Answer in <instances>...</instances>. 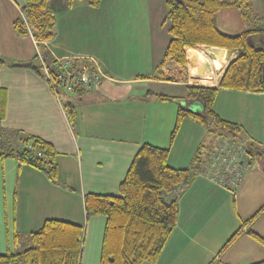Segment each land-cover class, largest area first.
<instances>
[{
    "label": "crops",
    "instance_id": "obj_1",
    "mask_svg": "<svg viewBox=\"0 0 264 264\" xmlns=\"http://www.w3.org/2000/svg\"><path fill=\"white\" fill-rule=\"evenodd\" d=\"M110 1L111 13L129 7L128 0H124V8L120 0ZM86 3L88 0H74L68 7L66 0H50L54 36L37 41L31 33L18 35L13 28V21L24 16L22 8L26 1L0 0V154L20 148L23 138L33 135L52 144L58 168L57 182L53 183L43 171L19 164L11 156L0 157V254L19 249V238H27L45 219L60 218L84 226L79 264H99L106 218L103 215L86 218L83 197L86 193L118 195L119 183L139 146L148 143L170 149V166L194 172L193 180L169 197L178 199V216L156 264L264 261V92L220 88L214 110L222 119L236 123L239 132H207L198 122L184 119L171 142L178 106L202 111L199 102L186 99L185 85L217 87L236 52L206 45L184 47L185 68L171 58L163 67L156 68L168 41L162 38L164 43L156 59L146 62V66L135 64L122 68L103 53L97 58L75 47L68 48L74 38L72 33L83 30L85 22L80 17L96 13L86 11ZM261 6L263 9V1ZM146 9L148 12H144L149 15V5ZM225 10L216 15L223 32L237 34L264 24L263 10L259 17L261 24L254 27L243 24L250 18V11L240 18L236 10L239 18L233 20L228 14L219 17ZM144 12L138 9L130 15L138 18L145 16ZM162 19L155 23V31L145 43H140V48H155L154 40H159L157 33L164 27ZM135 23L137 29H145L143 24L147 20ZM188 50L195 51L191 69ZM38 52L47 64L54 57L76 56L84 62L83 57H92L106 78L93 90L63 91L56 97L44 76L30 67L14 65L36 62ZM154 94L174 96L176 100L162 101ZM224 136L246 141L247 149L253 154L244 178L233 191L202 174L206 154ZM260 208L258 217L248 223ZM246 223V231L241 230L225 246L232 234ZM251 231L263 241L252 237Z\"/></svg>",
    "mask_w": 264,
    "mask_h": 264
},
{
    "label": "trees",
    "instance_id": "obj_2",
    "mask_svg": "<svg viewBox=\"0 0 264 264\" xmlns=\"http://www.w3.org/2000/svg\"><path fill=\"white\" fill-rule=\"evenodd\" d=\"M25 1L22 8L24 16L13 21L16 34L31 33L37 41L52 39L55 19L48 6L50 0ZM262 1L264 11V0ZM164 2L166 11L161 24L166 25L168 41L156 68L163 67L169 58L185 68L187 60L184 47L206 45L236 52L217 87L185 85L186 99L199 102L202 111H192L179 105L171 142L184 119L198 122L207 132H239V126L219 117L213 106L220 88L264 92V24L230 34L219 29L216 15L222 10L233 8L240 18H244L251 9V0ZM73 3L74 0H66L68 7ZM100 3L101 0H88L92 7H98ZM37 58L36 56V62L34 60L14 65L30 67L44 76ZM154 96L162 101L176 100L174 96L166 94ZM169 150L141 143L119 183L118 195H84L85 217L103 215L106 218L99 264H156L178 216V199L169 197L173 191L194 178V172L189 168H175L168 164ZM247 151L253 159L252 152L249 149ZM6 156L15 158L19 164L25 163L43 171L51 182H57L58 168L50 142L26 135L20 148L0 154L1 158ZM262 208L248 219V223L258 217ZM243 226H247V223L232 234L225 246L238 236ZM250 235L263 241L255 232L251 231ZM83 236L84 226L81 224L60 218L45 219L40 227L28 233V246L0 254V264H79ZM15 237L16 233V243ZM254 264H264V261Z\"/></svg>",
    "mask_w": 264,
    "mask_h": 264
},
{
    "label": "rangeland",
    "instance_id": "obj_3",
    "mask_svg": "<svg viewBox=\"0 0 264 264\" xmlns=\"http://www.w3.org/2000/svg\"><path fill=\"white\" fill-rule=\"evenodd\" d=\"M120 3L122 8L126 7L124 0H120ZM132 3L133 10L131 8ZM126 4H129V7L122 9L123 11L111 13L109 9L113 8V6L110 0H104L98 7H92L86 3L84 9L86 11L95 10L96 13L95 15L92 14L91 17L87 16L88 13L80 17V19H84L83 22H85L83 30H77L72 33L74 38L68 43V48L75 47V49L77 48L76 50L90 53L89 55L97 58H99L100 53H103L104 57L111 60V62H117L118 66L122 68L128 66L131 68L134 67L135 64L146 66V62H151V59H156V53L164 43L162 38H168L167 32L164 31L166 25H164L163 29L160 28L161 30L158 31L157 35L159 36V40H154V49L151 50V48H146V46L140 48L139 45L142 42L145 43V40L151 37L153 34L152 31L156 29L155 23L162 19L165 11L164 0H128ZM147 5L150 7L149 15L146 13L148 12L146 9ZM261 5L262 0H251V9L250 12H248L250 18L243 23L246 27H254L261 24L259 19L263 10ZM138 9H142V12L146 10V12H144L145 16L139 15L138 18H133L130 12L132 13L134 10ZM224 14H228L233 20L239 18L235 9H227L220 13L219 17ZM137 19L140 23L146 19L147 23L143 25L147 29H137L135 23V21H138ZM130 21H133L134 24H129ZM155 34L154 32V35ZM136 42L138 44H136ZM192 52L195 51L188 50V57L191 61L190 69L192 68ZM195 70H197L196 66ZM58 91L61 94L63 93V90L60 88H58ZM178 140L179 138L177 136L176 142H179ZM26 246H28V238L20 237L18 248L23 249Z\"/></svg>",
    "mask_w": 264,
    "mask_h": 264
},
{
    "label": "built area",
    "instance_id": "obj_4",
    "mask_svg": "<svg viewBox=\"0 0 264 264\" xmlns=\"http://www.w3.org/2000/svg\"><path fill=\"white\" fill-rule=\"evenodd\" d=\"M44 77L54 95L58 97V88L67 93L87 92L97 88L106 75L92 57L76 56L54 57L47 64L37 53ZM246 141L236 138L220 137L217 144L206 154L202 174L229 191H233L242 181L252 157L247 151ZM40 155V153H37ZM246 231V226L242 227Z\"/></svg>",
    "mask_w": 264,
    "mask_h": 264
},
{
    "label": "bare ground",
    "instance_id": "obj_5",
    "mask_svg": "<svg viewBox=\"0 0 264 264\" xmlns=\"http://www.w3.org/2000/svg\"><path fill=\"white\" fill-rule=\"evenodd\" d=\"M207 66H208V64H207ZM42 157V156H41Z\"/></svg>",
    "mask_w": 264,
    "mask_h": 264
}]
</instances>
